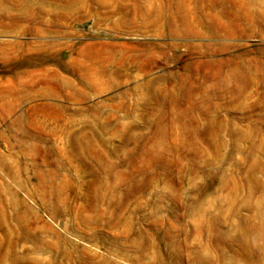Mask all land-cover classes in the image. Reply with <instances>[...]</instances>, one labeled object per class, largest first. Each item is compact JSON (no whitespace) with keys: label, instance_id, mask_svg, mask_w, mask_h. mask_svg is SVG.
<instances>
[{"label":"rangeland","instance_id":"rangeland-1","mask_svg":"<svg viewBox=\"0 0 264 264\" xmlns=\"http://www.w3.org/2000/svg\"><path fill=\"white\" fill-rule=\"evenodd\" d=\"M0 264H264V0H0Z\"/></svg>","mask_w":264,"mask_h":264},{"label":"crops","instance_id":"crops-1","mask_svg":"<svg viewBox=\"0 0 264 264\" xmlns=\"http://www.w3.org/2000/svg\"><path fill=\"white\" fill-rule=\"evenodd\" d=\"M6 89L5 82L0 78V123L6 120V109H8V107L11 108L9 112L11 114L18 105L30 99V94L28 93L25 97H14L13 94H9L11 97L7 99L5 97Z\"/></svg>","mask_w":264,"mask_h":264}]
</instances>
